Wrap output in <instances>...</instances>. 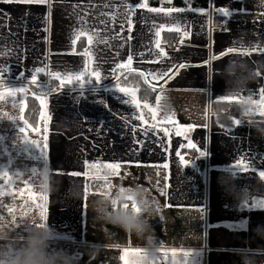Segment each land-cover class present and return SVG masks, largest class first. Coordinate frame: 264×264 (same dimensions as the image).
I'll return each instance as SVG.
<instances>
[{
    "label": "crops",
    "instance_id": "obj_1",
    "mask_svg": "<svg viewBox=\"0 0 264 264\" xmlns=\"http://www.w3.org/2000/svg\"><path fill=\"white\" fill-rule=\"evenodd\" d=\"M147 1L0 0V75L7 87L26 89L15 97H0L5 120L0 124L9 123L0 128L8 136L0 141V173H8L0 174V229L14 228L19 233L12 235L19 236L35 219L52 231L50 247L60 241L76 264H243L246 257L264 264V207L258 203L264 201L259 174L264 171V133L259 130L264 129V115L259 114L264 107L248 102L249 97L259 101L264 89V0H208L204 9L147 5L159 12L138 7ZM168 9L179 11L166 15ZM81 30L99 31L106 43L90 46L86 36L76 39ZM86 49L91 58L84 55ZM130 55L134 71L145 73L156 89L148 103L155 119L142 104L137 109L123 102L130 97L114 86L103 88ZM86 62L88 72L101 73V81L86 76L91 83L82 88L79 82H66L64 86L78 89L47 95L42 118L40 89L29 83L35 69H43L38 80L50 90V81H60L49 73L85 72ZM161 73L170 76L152 79ZM245 80H251L246 87ZM34 95L39 112L31 126L25 111ZM227 103L238 107L225 108ZM246 107L254 114L246 115ZM229 110L242 116H228ZM180 151L196 160L182 164ZM241 158L249 170L232 167ZM108 164L120 167H101ZM45 169L50 182L41 189L38 177ZM137 187L152 202L151 216L144 217L158 245L155 255L145 259L133 255L145 247L135 234L109 228L108 235L119 239L91 238L108 224L95 210L97 202L112 201L115 207L117 193ZM123 203L133 207L130 198ZM11 213L17 217H9Z\"/></svg>",
    "mask_w": 264,
    "mask_h": 264
},
{
    "label": "clouds",
    "instance_id": "obj_2",
    "mask_svg": "<svg viewBox=\"0 0 264 264\" xmlns=\"http://www.w3.org/2000/svg\"><path fill=\"white\" fill-rule=\"evenodd\" d=\"M251 80H245L244 87ZM246 113H253L251 107L244 109ZM255 124V121H253ZM264 133V129H259ZM50 182L49 170H42L38 177L41 189H47ZM130 198L135 203L139 213H133L128 207H113L112 201H98L95 210L99 217L124 231L128 235L135 234L138 238L145 240L142 250L146 258L155 255L158 245L151 233L150 224L144 214L151 216L153 212L152 202L148 194L142 188H133L124 193H117V200L123 202ZM246 199V196L244 197ZM43 225V226H42ZM14 228L7 231L0 229V264H76L70 253L63 249L50 248L52 231L45 224L33 219L24 226V231L19 236H13ZM243 264H256L255 260L247 257Z\"/></svg>",
    "mask_w": 264,
    "mask_h": 264
},
{
    "label": "snow or ice",
    "instance_id": "obj_3",
    "mask_svg": "<svg viewBox=\"0 0 264 264\" xmlns=\"http://www.w3.org/2000/svg\"><path fill=\"white\" fill-rule=\"evenodd\" d=\"M4 2H12V0H4ZM22 2L25 3H47L48 0H22ZM138 7L140 8H147V4L146 3H141L138 5ZM134 8L135 6H132V8L129 9L128 12V16H127V25H128V31L131 32L132 27H133V21H132V15L134 14ZM147 11L149 12H159L161 11V9H153V8H147ZM175 11H179L177 9H168L167 12L165 13L170 14L172 12ZM225 16H227L229 13L226 9H221L220 10ZM102 15H108L107 13H102ZM123 25H121V28L123 29ZM161 30H163V26H161ZM169 30H178V29H169ZM160 32L157 31L156 32V36L159 37ZM80 36H86L89 45L91 46L93 44V42L95 41L96 43H106V40L100 38V34L99 31H93L91 33H87L85 30H81L80 32H78L76 39H79ZM76 43V40H73V44ZM156 45L159 46V40L156 41ZM260 51H264V49H260ZM247 54V53H245ZM85 56H88L89 58H91V52L90 49H86L84 52ZM161 55H164V53H161ZM133 63V58L130 55L127 59L126 63H121L119 65H117V68L122 70L121 71V75L124 74V72H127L129 74L134 72V69L131 67ZM178 67L182 68L184 67V65H179ZM88 68V63L86 62V71L85 72H81V73H77V74H69L67 76H61V74L59 73H49V75L56 80L60 81V86L63 87L65 85V83H73V81L79 82L80 87L82 88L86 83H91V79H85V77H95V81L96 83H99L101 81V73L99 71H87ZM2 71V70H0ZM43 71L42 68H36L33 75L31 76V79L29 81L30 84L36 86L37 88L40 89L39 91V95L37 96V98L39 99L40 102V108H41V112L40 115L43 118L45 116V113L43 112V109L45 107V97L49 94L46 86L42 87L41 83L38 80V74L41 73ZM23 75V74H22ZM138 75H140L142 78L145 79V83H150L149 80L147 79L145 73L140 72L138 73ZM257 75H259V73H257ZM165 76H170L169 73H161L158 75H153L152 79L153 80H157V79H162ZM127 77L125 76V79ZM117 81L120 80V76L116 77ZM151 86V85H150ZM0 87H4V92H0V97H3L4 95H8V96H12L15 97L17 93H24L26 91V89L24 87H20V88H9L5 85V79L3 77V75H0ZM114 89L115 91H118L119 93H122L125 97H130V101L129 100H125L123 102L128 103L131 102L137 109H139L141 107V103L137 98V90L136 89H129L127 87H122L121 84L118 82L117 84L114 85ZM153 90H155V88H153ZM226 99L232 100V99H238L240 101L243 100L242 97L239 98H235V97H228ZM157 100H159V97H157ZM248 102L251 104H259L261 107H264V89H261L260 92V99L259 101L253 100L252 97H249ZM22 106H21V112L23 113L24 108H23V102H21ZM144 108H148L151 112H152V116L153 119H155L156 117V111L151 109L150 105L145 102L143 105ZM254 113H246V115H253ZM260 115H264V111H261L259 113ZM142 122H143V116L141 115V117H139ZM168 119H171L170 117ZM234 124H239L240 121L239 120H235L233 122ZM25 126L27 127V122L25 121ZM20 132H25V128H20ZM25 142L33 144V141H28L27 139H25ZM193 148H195V145H192ZM43 151V150H42ZM197 151H200L199 149H197ZM181 163L185 164V161L183 159V157H181ZM93 167H95V165H93ZM101 167H107L108 169H111L113 171H115L116 169H118L120 167L119 164H108V165H102ZM233 168H235L237 171L239 172H243V171H247L249 170V164L248 162L241 158L239 161H237L233 166ZM4 176H7L8 173L7 172H2L0 173ZM261 178H264V171H261L260 173ZM3 191L0 190V195H3ZM115 203V202H114ZM260 206L264 207V201H259L258 202ZM125 207H127V205H125ZM9 211H12L11 209H9ZM132 211L133 213H137L138 209L135 206V203H133V207H132ZM43 215V213H42ZM43 226V225H42ZM133 255H139L141 259H145V254L141 253L140 249H137L136 252ZM165 255H167V253H165ZM185 256H188L189 253L185 252L184 253ZM123 258V257H122Z\"/></svg>",
    "mask_w": 264,
    "mask_h": 264
},
{
    "label": "trees",
    "instance_id": "obj_4",
    "mask_svg": "<svg viewBox=\"0 0 264 264\" xmlns=\"http://www.w3.org/2000/svg\"><path fill=\"white\" fill-rule=\"evenodd\" d=\"M147 5L150 7H155V8H158V7H160V8H175V7L190 6V7H194V8L204 9V8L208 7V0H172L170 5H166V4L160 5L159 2H155L153 0H148ZM121 71L122 70L116 72L114 80L110 84L104 86L103 88H108L110 86H114L115 84H117L119 82L121 84V86H123V87H132V88L137 89V91L139 93V99H140L141 104H142V110L146 113L150 112V110L148 108H144L143 105L145 102H147V103L151 102L152 97L154 95V91L156 89L153 90L154 87L150 86L149 83H145V79L142 78L140 75H138V73H140L139 71H134L131 74L124 72L123 75H121ZM117 76H120L119 81H117V79H116ZM125 76L127 77L126 79H125ZM50 85H51V89L48 90L49 94L52 92H58V91L69 92V91H73V90L78 89V88L75 89L74 87H70V86L61 87L60 85H58L57 82H54V81H50ZM211 105H212V103H211ZM237 107H238V105L227 103L225 108H231V109L236 110ZM38 112H39V105H38V102L36 100L35 95L32 97H29L28 102H27V108L25 111V119L27 120V122L31 126H35V124H36Z\"/></svg>",
    "mask_w": 264,
    "mask_h": 264
},
{
    "label": "rangeland",
    "instance_id": "obj_5",
    "mask_svg": "<svg viewBox=\"0 0 264 264\" xmlns=\"http://www.w3.org/2000/svg\"><path fill=\"white\" fill-rule=\"evenodd\" d=\"M3 104H4V102H3ZM68 106H69V103H68V101H66V102H65V105H64V108L61 109V110H64L63 114H65L66 111L68 110ZM0 116H1V115H0ZM0 121L4 122L5 120H4L3 117H0ZM8 124H9V123H2V124H0V128H1V126H7ZM64 136H65V134H63L61 138H63ZM6 137H8V136L5 135V134H0V141H5V138H6ZM7 152H8L9 155H10L12 151H7ZM10 156H11V155H10ZM124 204H126V203H123V202H121V201H118V203H117L118 206H119V205H122V206H120V207H124V206H123ZM129 204H132V205H133V203H129ZM14 205H16V203H15ZM8 216L11 217V218H15V217H17L14 213H11V214L8 215ZM2 218H3V215L0 214V220H1ZM6 218H7V213H6ZM18 219L21 220V215L18 216ZM7 220H8V218H7ZM20 220H19V221H20ZM100 222H101V221H95L94 224H95V223H96V224H100ZM109 228H116V229H119V228H117V227H114L112 224L108 223V224L104 225L103 228H97V229H98V233H97V234H93V235L91 236V238H92L93 240H96V241H102V242H112V241H114L115 239H119V237L112 238V237H110V236L108 235V229H109ZM100 232H102V233H100ZM18 233H19V231H17V230L13 232V234H18ZM118 233H119V234L121 233L120 229L118 230ZM123 233H124V231H123ZM121 239H122V238H121ZM99 257H100V256H99Z\"/></svg>",
    "mask_w": 264,
    "mask_h": 264
},
{
    "label": "built area",
    "instance_id": "obj_6",
    "mask_svg": "<svg viewBox=\"0 0 264 264\" xmlns=\"http://www.w3.org/2000/svg\"><path fill=\"white\" fill-rule=\"evenodd\" d=\"M222 29V28H221ZM176 43H174L175 45ZM163 49H166V48H169L168 46L166 45H163L162 46ZM225 114H227L228 116L230 115H233L234 117H237V118H240L242 115L240 113H236L235 115L232 113V111H226ZM209 116V115H208ZM177 156L181 159V157H183L185 163H191L193 161L196 160V156L194 155H191V154H185L183 152H178L177 153ZM128 208L132 209L131 206H127ZM50 248H58V249H62V243L60 241H54L52 242V246Z\"/></svg>",
    "mask_w": 264,
    "mask_h": 264
}]
</instances>
